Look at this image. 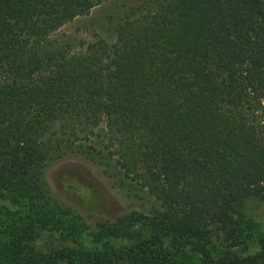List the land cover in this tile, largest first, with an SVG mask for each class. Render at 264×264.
Segmentation results:
<instances>
[{"label": "trees", "instance_id": "1", "mask_svg": "<svg viewBox=\"0 0 264 264\" xmlns=\"http://www.w3.org/2000/svg\"><path fill=\"white\" fill-rule=\"evenodd\" d=\"M99 2L0 0V195L38 212L39 167L103 125L105 156L156 206L97 222L92 249L35 251L30 216L2 218L0 264H263L264 240L228 249L234 206L264 202L260 0L119 1L112 41L59 31Z\"/></svg>", "mask_w": 264, "mask_h": 264}, {"label": "rangeland", "instance_id": "2", "mask_svg": "<svg viewBox=\"0 0 264 264\" xmlns=\"http://www.w3.org/2000/svg\"><path fill=\"white\" fill-rule=\"evenodd\" d=\"M119 1L135 0H100L87 14L74 18L59 31L77 32L86 37L95 34L112 41ZM260 2L264 8V0ZM109 15L113 18L109 19ZM103 143L104 130L100 125L83 146L51 156L39 167L37 177L42 189L41 198L45 201L43 206H38V212L25 209V205L18 203L10 192H2L0 220L18 216L21 222H29V215L32 219L29 227L33 231L25 245L38 252H49L64 246L92 249L91 233L97 222L111 223L130 212L151 213L156 203L120 175L112 159L105 156ZM38 216H43L42 221L35 220ZM232 220L239 233V242L228 249L238 256L259 251L264 240V202L246 199L236 204ZM117 243L124 245L125 241ZM212 244L213 253L224 249L220 237L213 236Z\"/></svg>", "mask_w": 264, "mask_h": 264}]
</instances>
